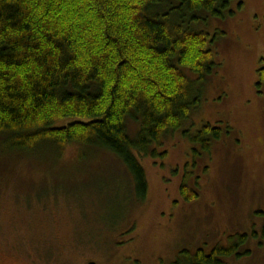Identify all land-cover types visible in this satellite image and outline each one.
I'll return each instance as SVG.
<instances>
[{"label": "rangeland", "instance_id": "obj_1", "mask_svg": "<svg viewBox=\"0 0 264 264\" xmlns=\"http://www.w3.org/2000/svg\"><path fill=\"white\" fill-rule=\"evenodd\" d=\"M202 17L200 30L218 35V67L195 82L200 105L157 148L167 156H138L144 201L109 151L70 146L57 160L0 148V264H173L184 250L209 255L243 235L240 251L252 255L226 263L264 264V0H233L224 18ZM206 125L221 129L209 152L183 134ZM184 184L197 199L185 200Z\"/></svg>", "mask_w": 264, "mask_h": 264}, {"label": "trees", "instance_id": "obj_2", "mask_svg": "<svg viewBox=\"0 0 264 264\" xmlns=\"http://www.w3.org/2000/svg\"><path fill=\"white\" fill-rule=\"evenodd\" d=\"M232 1L0 0V148L47 151L57 160L70 146L109 151L144 201L148 181L138 156L165 158L157 148L200 105L195 82L205 83L218 67V35L200 30V21L224 18ZM259 75L261 87L264 69ZM189 133L208 152L221 138L209 125ZM180 191L187 202L198 198L185 184ZM249 239L239 236L209 255L184 250L173 264H227L252 255L240 251Z\"/></svg>", "mask_w": 264, "mask_h": 264}]
</instances>
